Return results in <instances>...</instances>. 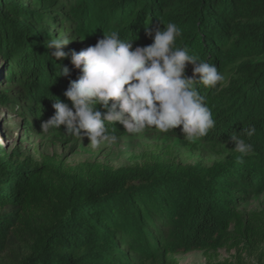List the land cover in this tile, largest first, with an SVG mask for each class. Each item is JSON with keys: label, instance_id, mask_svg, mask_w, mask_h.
Here are the masks:
<instances>
[{"label": "trees", "instance_id": "obj_1", "mask_svg": "<svg viewBox=\"0 0 264 264\" xmlns=\"http://www.w3.org/2000/svg\"><path fill=\"white\" fill-rule=\"evenodd\" d=\"M53 1L59 6L29 9L0 0L3 79L18 88L1 91L0 104L21 108L31 130L44 132L54 100L72 107L64 92L78 75L69 48H62L67 58L51 59L48 27L63 25L88 45L116 29L135 48L153 42L149 31L175 22L182 30L176 44L226 77L218 92L197 85L216 121L201 139L235 147L228 141L237 133L255 155L240 164L238 153L211 168L159 158L113 168L49 156L37 164L0 149V264H169L193 251H257L264 216L244 214L239 204L264 191V0ZM59 64L70 77L60 76ZM185 74L192 76L191 65ZM250 124L256 131L249 138L241 131ZM107 128L129 134L118 122ZM168 133L183 137L180 127Z\"/></svg>", "mask_w": 264, "mask_h": 264}, {"label": "clouds", "instance_id": "obj_2", "mask_svg": "<svg viewBox=\"0 0 264 264\" xmlns=\"http://www.w3.org/2000/svg\"><path fill=\"white\" fill-rule=\"evenodd\" d=\"M163 26L148 32L153 42L147 46L133 48V40L123 39L118 30L110 29L103 31L94 45L72 50L70 62L78 75L70 79L64 92L72 107L59 98L54 100L55 114L42 123L43 131L58 130L63 125L66 135L87 137L94 148L118 140L107 128L117 122L129 134L147 129L168 133L180 127L189 142L206 137L216 121L207 96L197 85L218 92L225 86L226 77L215 64L176 44L182 30L175 22ZM70 42L66 35L49 39L46 48L51 59L67 58L69 54L62 48ZM59 65L60 76L70 77L72 70ZM188 65L192 66L191 77L185 74ZM255 131V125L250 124L241 132L250 138ZM228 142L234 143L232 151L240 154L237 163L255 155L253 145L237 133H232Z\"/></svg>", "mask_w": 264, "mask_h": 264}, {"label": "rangeland", "instance_id": "obj_3", "mask_svg": "<svg viewBox=\"0 0 264 264\" xmlns=\"http://www.w3.org/2000/svg\"><path fill=\"white\" fill-rule=\"evenodd\" d=\"M29 9H42L43 5L53 3V0H19ZM53 37L66 35L71 42L65 47L70 51H80L88 43L78 36L75 31L56 24L48 27ZM5 68L0 58V92L7 88L18 89L16 84H9L3 79ZM19 107H9L0 104V149L5 154L14 153L21 158H29L40 164L44 157L62 159L69 166L81 163H98L113 168L131 167L145 162L159 160L179 164L182 166L200 165L203 168L225 163L228 159L237 156L232 151L234 146L213 144L202 140L189 142L184 137L173 136L170 133H160L155 129H147L141 134L119 135L115 143L102 144L92 147L87 137H73L62 131L36 132L26 124L29 117L22 116ZM244 214L260 213L264 216V191L253 195L249 200L239 204ZM264 264V244L252 254L239 255L236 252L219 250L204 255L203 252L193 251L180 254L169 264Z\"/></svg>", "mask_w": 264, "mask_h": 264}]
</instances>
